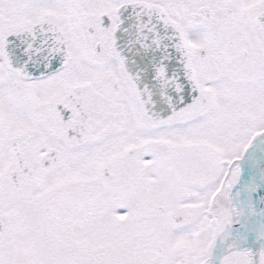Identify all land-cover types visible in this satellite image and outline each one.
Wrapping results in <instances>:
<instances>
[{
	"label": "snow or ice",
	"instance_id": "obj_1",
	"mask_svg": "<svg viewBox=\"0 0 264 264\" xmlns=\"http://www.w3.org/2000/svg\"><path fill=\"white\" fill-rule=\"evenodd\" d=\"M0 264H264V0H0Z\"/></svg>",
	"mask_w": 264,
	"mask_h": 264
}]
</instances>
